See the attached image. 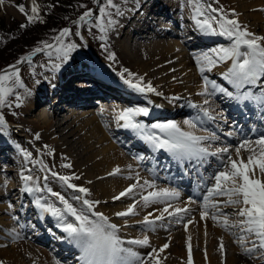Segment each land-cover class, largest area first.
Wrapping results in <instances>:
<instances>
[{"label":"bare ground","instance_id":"6f19581e","mask_svg":"<svg viewBox=\"0 0 264 264\" xmlns=\"http://www.w3.org/2000/svg\"><path fill=\"white\" fill-rule=\"evenodd\" d=\"M169 1L170 0H130L127 9L121 14L119 21L112 25L111 33H114L116 36V39L113 38V41L116 42L117 49L120 50L123 56L129 61L134 59V61L138 62L139 59L136 57L138 51H143L145 54H149L152 59L154 58L153 56L160 58V60H162L161 67L163 69H160V65H157L155 67L156 72L154 73L159 72L158 75H163V71H168L166 76L173 79L174 82H176L175 79L178 78L180 80V88H182L181 91L183 93L190 92L188 94L194 96L193 102L206 105L209 113H215L218 115L223 113V117L220 121H224V124L225 121H228L227 126L231 128L223 130L222 133L227 135L228 133H232V135H224L222 136L223 138L219 137L222 144L216 145V149L228 146L232 153L231 155L233 158H236V147L231 146L230 143H234L238 137H255L259 132L263 131L264 128L258 127L259 124L254 122L251 123V128L247 130V128L243 127L245 125H243V119H240V115H233L232 118H230L231 116H229V113L231 112H229V109L227 110L224 108L225 104L217 99V95L221 93L217 92L212 95L215 98L207 99L200 94L203 91V88L198 84L200 82L199 78L204 72L212 74L217 70V73L215 74L222 78V80L230 87L228 90L235 92L233 86L229 84L222 75V73L227 72L228 68L231 67V60L223 62L217 61V63L211 67V70L208 69L206 62L202 60L199 65L197 64V59L204 54L211 55L213 59H217L213 49H219L221 46L229 47L231 45L230 39L226 36L221 37V35H212L201 31L196 25L195 20L192 18L194 11L193 5L189 0ZM178 2L183 4V6L179 7ZM228 2L231 7L230 11H233V13L238 16L241 26H246L249 32L257 36L258 34L255 33V29L259 27V19H261L262 16L259 11L260 9L255 8V6H264V0H229ZM28 4L32 8V0H28ZM175 12L177 15H175ZM177 17L183 22V25H178ZM157 18L161 20V22L158 23V26L155 22V19ZM199 18L203 19V17ZM169 20H172V26ZM175 25L178 30H176ZM143 30H149L150 33L146 35H143L142 33V35H140L139 33ZM219 30V27H217V31ZM166 34L170 36L167 41H163L162 39L153 42L151 41L152 39ZM122 35H124V37H122ZM129 35H138V41L135 43H129ZM171 36L182 38V44L180 41L177 42L176 38L170 39L172 38ZM143 37H147L148 39H143ZM187 47L192 49L187 50ZM153 61L155 62V59H153ZM200 67L205 68L203 73H201ZM174 71H176V77L173 75L174 73H169ZM144 77L148 82L150 81L152 83L154 81L151 75L145 74ZM47 78L50 79V75H48ZM55 78V82L52 80L51 85H49L48 95L44 94L41 98V101L48 103L50 112L43 108V105H39L36 109L35 117L24 121L20 126L25 129H29L30 126L37 127L50 139V142L55 149H58L59 147L60 150L63 149L65 155L71 159V162L74 164L76 171L81 173L82 178L80 180V186L83 187L87 182L92 190L89 191V194H87L85 198L94 197L100 200L98 211L107 216L111 223L119 226V235L123 239L128 240L139 238L138 232L134 231V229L139 227L145 228L147 231H150L151 229L157 231L164 230L166 227L171 229L172 224H175L173 222L177 221L176 217H169L167 213H164L165 218L163 220H155V217L161 215L163 209L168 205V200L149 203L145 206L142 199L143 196L151 191L165 188V185H163L159 189H154V179L163 177L164 179L182 186L183 190L174 189L180 193L178 199L181 198L187 190L190 192V190L193 189L194 192H196L199 188L198 185L202 186L203 184H206V186L211 187L215 182L214 180L212 183L209 182L215 171L214 163L209 164L207 162L208 164L205 163L202 168L198 166L193 168L198 170L197 175H200V179H197L201 182L198 184L196 183L195 186H190L189 189L191 182H186L188 181L187 176L189 179L187 171H190L189 168L192 169L193 164L186 162L183 165H180L175 162L167 152L163 150L155 151L147 142L139 138V136L134 134L131 130L119 126L122 122L118 123L116 120V116L120 111L129 107H139L137 105L133 106V104H139L146 101L144 107L149 108V115L139 116L141 119L137 117L138 120H142L145 123V118L147 117L177 115L173 118H175L174 121L180 125L182 130L194 132L196 135H205L204 131H206V129H196L184 122L186 115L183 114L184 111L189 110L190 108L192 110L190 112L193 113L196 112V108L189 105V108L182 106V103L178 102L179 98L176 99L175 97H169L168 100H164L163 97L154 93H139L126 85L121 78L113 76L100 66L98 67L95 65L91 60L87 59L73 65H67L58 72V75ZM154 82L157 83V81ZM263 84L264 78L258 81L256 85L246 86V88L251 87L254 92L257 85L259 86ZM156 85L161 88L163 86V84ZM155 89L159 92L157 87H155ZM145 95L148 97L145 98ZM199 95L201 96L199 97ZM95 98L100 99L98 101L99 105L87 106L92 102V99L96 100ZM205 100H207L208 103H213V106L221 105V111H210L208 103H204ZM211 100H213V102ZM34 101L35 100L32 99L25 101L24 111L26 114H28L32 108ZM229 101H231L234 106L237 105L238 110L241 111V113L243 112L241 114L242 117L253 116V118H255L253 120H256L258 114H264V108H261L254 103L245 102L240 104L233 99H230ZM61 102L67 103L69 107H67L68 111L66 114L62 116L63 118L59 119L58 117L60 114L58 111L62 108ZM231 102L228 103L231 104ZM128 104L130 106H128ZM155 105H157L156 108L154 107ZM197 114L199 113L191 116L192 119H194ZM259 115L258 117H260ZM201 118L203 119V123L198 124L207 125V123H209V119L204 117L202 113ZM108 120L110 125H107L106 123ZM14 127H19V124L16 123ZM232 129H237L238 133L236 137ZM130 131L132 132V135L129 138H126V140L128 139L127 142H124L123 138ZM206 133L211 134L212 132L206 131ZM141 140L150 148L151 154L140 155L143 159H140V157L135 159L137 163L140 164L137 166L136 161L130 160L131 158L127 154L128 152H134L136 146L143 145ZM210 146L212 145L210 144ZM9 150L10 147L7 144H0V161L6 160V158L12 160V162H14V165H12L15 167L10 166L9 169L16 170L15 181H9L6 187L3 186L5 180L2 177L0 178V232L3 229L6 230V233L10 236L7 238H10L12 241L10 242V248H0V259L5 264H59L49 254L30 246L27 242L22 240L21 237L28 233L29 227H26L25 225L23 226L22 223V226L17 224L15 227H10L7 226L9 222L3 221L4 218H10L1 213L6 209L11 211V217L20 221H23L22 218H25L27 214H29V212H26L25 215L24 211L17 207V203L8 205L5 203L7 201L3 200L4 197L9 198L11 195H15L13 199H16L17 201L19 198L27 199L29 196L32 198L30 205L32 204L35 211L32 215L33 218L31 217L32 221H30L32 224V232L28 235L31 236L33 240L50 245L54 249V252L60 258L66 260V262L81 264L79 260V249L64 238L66 235L65 233L55 227L54 218L52 220L49 215L42 214L35 205L34 200L39 193L30 194L21 191L24 186L23 181L19 176L21 173V167L18 166L19 162L18 159L14 157V154L8 153ZM244 151L245 150L243 149L241 150V156H243ZM158 153H164L168 156L165 157V163H162L160 166L165 173L163 175L158 173L155 169L159 167V163H161L159 162L157 165V159L155 160V156ZM246 153L249 155V152L246 151ZM145 158L147 159L145 160ZM212 158L215 160H221L223 159V156ZM244 158L246 159L247 157ZM143 162L152 163L148 168L149 175L147 174V178L142 175V170L138 169V167L143 166ZM117 167L120 169L119 173L109 175V173L113 172ZM131 169H135V171H132ZM202 169L204 170L203 172ZM133 177H135L134 180ZM145 181H149L153 186L149 187L145 185ZM133 184L143 185V187L138 186L133 190L132 194L125 195L119 200L113 199V197L118 196L122 191ZM169 190L173 189L170 188ZM138 193L142 195L141 198L135 202V213L144 214V218L148 216L150 220L154 221L152 226H147L143 223H134L137 219H134L133 217L126 216L121 218L116 215L117 212L125 211L130 205L121 203L130 200L131 197L136 196ZM211 199L213 201L221 202L225 200V197L217 196L212 197ZM161 202L166 203L167 205L162 207ZM115 204L119 205V208L116 210L112 209ZM202 204L200 205L201 207ZM171 205L172 208H170L169 211H172L175 207H189L191 211L185 215L183 219L187 218L188 221L191 220L192 223H188L187 221L186 229L183 219L178 221V223L181 221L180 223L181 225H184V228L181 231H177L174 235H168L171 248L159 252L161 263L188 264V238L190 236L193 264H251L246 257L239 254L236 255L234 249H230L229 256L225 257L226 259L222 263L220 245L215 243L214 240L219 238L220 242L222 240L223 243H226L227 235L223 234V231H221V228H224L221 222L211 219L215 209L209 208L207 210L209 212L208 217L201 219L200 214L197 216L192 215L196 205L191 204L188 199ZM217 207L221 211L215 214L221 217L223 207L220 203L217 204ZM149 212L151 215H149ZM222 218L223 217H221V220ZM47 219L52 220L51 223L54 225V228L49 232H44V234L41 229L43 223L47 222ZM142 220L144 221V219ZM196 225H200L199 237H196L193 233V228ZM228 229L229 228H225V230ZM0 235L2 236L1 233ZM143 237L144 236H142L141 239H143ZM147 237L149 244L144 246L145 248L153 244L164 245L161 236L156 238H153V236ZM0 244L4 243L0 242ZM185 244L186 246H184ZM125 246L128 247L130 245L126 244ZM139 248L143 249V247ZM196 248L200 249L196 250ZM74 251L76 254H73ZM205 251L207 252V259L205 258ZM142 257L147 256L144 254ZM254 257L257 258L256 262L264 264V249H257Z\"/></svg>","mask_w":264,"mask_h":264},{"label":"snow or ice","instance_id":"6c2138e0","mask_svg":"<svg viewBox=\"0 0 264 264\" xmlns=\"http://www.w3.org/2000/svg\"><path fill=\"white\" fill-rule=\"evenodd\" d=\"M98 2V0H97ZM193 5V19L196 25L201 31L210 33L212 35L226 36L231 40L229 47L221 46L219 49H213L217 59H213L211 55L204 54L197 59V64L201 63V60L206 62L208 69L211 70L217 61L223 62L231 60V67L227 72L222 73L225 80L233 86L235 92L229 91L228 88L217 85L214 80H209L207 76H204V86L201 95H214L217 92L223 93L227 97L237 101L240 104L245 102H251L264 108V91L259 94H254L251 87L254 86L264 78V37L256 36L247 30V27H242L239 21L235 19H228L226 14L221 15L219 19L213 13L222 12V9L213 8L211 3L204 4L202 0H189ZM4 0H0V4H3ZM19 11L25 13V7L23 4L17 6ZM108 7H115L113 0H105L104 4L99 7L100 16L98 20L101 21L97 26L100 27L101 32L106 31L102 21L107 13ZM32 15H27L29 23L35 22L40 19L38 16V5L36 0H32ZM92 9L85 11L79 18L80 21L87 22V18L92 16ZM199 17H203L200 19ZM213 21L219 25V31L213 26ZM114 21L108 20V24H113ZM26 27V25H21ZM70 32L69 28L62 29L60 35L56 37L59 41V46L56 48L58 56L62 57L64 62L69 59L70 53L76 48L75 44L63 43L62 38L67 36ZM79 35V33H76ZM103 39V37H101ZM45 48H51L46 42H42ZM243 48V50H242ZM44 51L43 48H36L29 56L21 57V60L30 59L31 55L36 52ZM52 55L51 52L47 53ZM109 59L114 60L115 55L110 54ZM13 69L12 72L5 70L0 74V106H3L9 94L13 89L9 86V81H12L16 86H22L19 77V68L15 65H10ZM60 64H55L54 68L59 70ZM201 73L205 71L204 67H200ZM127 74V79L124 74ZM123 82L130 88L139 93H160L156 92V89L149 81L146 85L143 83L144 77L138 76L136 73L129 71L127 68L123 69L120 74ZM14 78V80H13ZM135 80V82H134ZM211 86V91H209ZM208 103L207 100L204 101ZM194 108H198V105H191ZM204 117L208 119H214L207 108H201ZM148 107H129L120 111L117 116V122H122L119 126L131 130L134 134L139 136L145 142H147L155 151L163 150L170 154L171 158L180 165L184 163H190L198 167H202L209 157H222L223 154L227 155V160H220L222 170L216 171L211 179L215 182L207 189V194L203 197L202 210L200 213L201 219L208 217L209 208L215 209L211 219L221 222L225 228L239 226L241 235L238 238V243L242 246L245 253L251 254L254 250L264 249V134H261L254 142L250 139H245L235 148L236 158L230 153L229 147L225 146L217 148L215 151H210L209 147L204 142L215 141L219 139L215 132L209 135H196L191 131H184L180 125L173 120L166 122H157L150 125L145 124L142 120H138L139 116H148ZM197 123H203L201 117L198 115L194 117ZM192 127L196 125L192 121H185ZM6 123L3 115H0V133L6 132ZM229 136L232 133H228ZM39 134L36 135V139H39ZM19 148V145H16ZM48 147V146H45ZM249 152V155L245 159L241 156V150ZM23 152L25 160L29 161L32 153L27 152L24 149H20ZM51 151V150H50ZM143 159V157H140ZM33 164H39L40 170L50 173L51 178H55L62 182L67 188L73 189L75 192L84 195H72L71 201L80 202V207L77 208L65 195L60 192L53 191L48 186L50 179L49 175L43 176V186L40 184V177H33L32 175H25L24 169H21L20 178L23 181V188L21 191L30 194L36 193H50L52 197H55L59 201V205L50 202L43 195L36 196L34 203L42 214L50 215L54 218L55 227L65 233V239L74 244L80 251L79 260L81 264H161L159 259V252H163L168 248V244H164L159 252L153 248L147 257H142L141 254L133 247H126L125 245H140L147 246L149 244L148 237L144 236L143 239L133 238L125 240L119 235V226L111 223L109 218L102 212L94 211L96 204L100 201H93L85 198L89 194V189L86 187L78 186L71 183L72 179H79L78 176L60 175L59 173L52 171L43 161L31 160ZM62 167L70 168L71 164H64ZM28 171H31L29 169ZM119 167L115 168L109 175L119 173ZM145 185L152 187L153 185L149 181L144 182ZM7 181H5V187ZM143 187V185L133 184L127 189L122 191L118 196L113 197L115 200H119L125 195H130L137 187ZM180 193L176 190L160 189L157 191H151L147 195L143 196V202L145 206L149 203L177 199ZM227 197L225 204L242 205L236 211L235 215L240 219L236 221V224L230 223L227 215L221 217L215 213H219L221 210L217 207L219 201H213L212 197ZM191 201V197L189 198ZM136 204L133 203L128 206L125 211L117 212L119 217L135 215ZM171 204H168L162 211L161 215L155 217V220H163L164 213H167L169 217H176L177 220H182L191 209L185 207H175L172 211ZM151 215V213H149ZM141 223L152 226L154 221L150 220L148 216L144 218ZM188 223H192L191 220ZM187 229V224H185ZM246 236L248 239H246ZM188 264H193L192 261V245L191 237L188 238ZM250 243L251 247H244L245 244ZM220 251L223 253L224 244L221 240ZM205 258L207 259V252L205 251ZM0 264H4L0 261Z\"/></svg>","mask_w":264,"mask_h":264},{"label":"rangeland","instance_id":"374dc122","mask_svg":"<svg viewBox=\"0 0 264 264\" xmlns=\"http://www.w3.org/2000/svg\"><path fill=\"white\" fill-rule=\"evenodd\" d=\"M11 1V2H10ZM102 1V2H101ZM95 0V3L91 6V7H87V9L82 10V13L77 17L74 18L73 20L69 21V23L62 29L64 28H69L70 32L67 36H64L62 38L63 42H66V44H74L78 39L81 40V46H79L78 44H76V48L70 53L69 55V59L67 60V62H64L62 57L58 56L56 53V48L57 46H59V41H57L56 37H58L62 31L59 30L58 34L56 35V37L50 42L48 43V45H51V48H45V46L40 47L43 48L44 51L42 52H36L34 55H31L30 59H26L23 60L20 63H17L15 61H13L10 64L5 65V67L1 68L0 70V74H2L5 70H7L8 72H12L13 69L10 68V65H15L17 68H19V77L22 83V86H16L15 84L12 83V81H9V86L12 87L14 93L9 94L6 102L3 106H0V115H3L5 123H6V132H2L0 133V144H7L10 147V152L8 151L9 154H14V157H16L18 159V166L21 167V169H24V174L25 175H32L33 177H40V184L41 186H43V176L44 175H49L50 173L45 172V171H41L40 170V165L39 164H33L31 163V160H40L43 161L44 164H46L48 166V168H50L52 171H55L57 173H59L60 175H67V176H78L79 179H72L71 183H74L78 186H80V180H81V173L78 171H76L74 164L71 162V159H69L63 149L60 150L55 149V147L51 144L50 139L43 134L42 130H39L37 127L35 126H30L29 129H25L23 127H21L20 125L24 123V121L32 119L35 117V113H36V109L37 107H39V105H43V108L47 109L50 112V107L48 105V103H44L43 101H41L42 96H44V94L48 95V88L49 85H51V81L54 80L53 82H55L56 80V76L58 75V72L60 70H62L63 68H65L67 65H73L75 63H79L82 61L87 60H91L95 65H97L98 67L100 66L101 68H103L104 70H106L107 72H109L110 74H112L113 76H116L118 78H121L120 74L123 71V69L127 68L129 71L136 73L138 76H145V74L147 75H151L154 81H157L151 83L152 86L155 88L157 87L159 89L160 96L163 97L164 100H168L169 97H175L176 99L179 98L178 102L182 103V106L184 107H188L191 105H198L200 107L196 108L195 111L196 112H190L192 111L190 108L189 110H185L184 111V115H185V121H192V123H194L196 126L194 128L196 129H206V131H211V132H215V134L217 135V137L223 138L222 136L227 135L225 133H222L223 130L225 129H229L231 127L227 126L228 121H220V119H222L223 117V113L215 114V113H209L212 117H214V119H209V123H207V125H201L198 124L194 119H192L191 116L195 115L196 113L197 116L199 115L201 117V108H206V105L204 104H197L194 101V96L192 94H188L190 92L187 93H183L181 91L182 88H180V80L178 78L175 79L176 82H174L173 79L168 78L166 75L168 74V71H163L162 74L163 75H158L159 72H156L155 67L157 65H160V69H163L161 67V63L162 60H160V58L153 56L155 59V62L153 61V59L149 56V54H145L143 51L140 52L138 51L137 54V58L139 59L138 62L134 61V59L132 61H129L128 59H126V57L123 56L122 52L120 50L117 49V45L116 42L113 41V38L116 39V36L114 33H111V29H112V25L115 22L119 21V18L121 17V14L123 13V11H125L127 9V5L129 4L130 0H115L116 2L118 1V3L115 4V10H111L110 7L107 8V13L108 15H106L102 21L106 31L101 32L100 27H98V30H93L90 32V35L88 34V32L86 31V28L84 27V24L88 22V24H86L85 26H88L89 24H96L98 25L99 23H101L100 20H98V17L100 16V12H99V5L104 4L105 0ZM171 1V0H170ZM169 1V2H170ZM229 0H202V2L204 4H208L211 3L213 8H219L222 9V12H217V13H213L212 15H215L217 17V19H219L221 17V15H225L227 16L228 19H235L237 21H239L238 16L233 13V11L231 10V7L229 6ZM53 2H55V0H36V4L38 5V15H40L41 13L47 11L50 6L53 4ZM97 2V3H96ZM7 3V4H6ZM23 4L25 7V13H27L28 15H32L31 12V7L28 4V0H4L3 4H0V17H2L3 21L5 22V24L8 27H13L14 25H16L17 23L23 22L25 21V19H27V15L25 13H22L19 11V8L17 7L18 5ZM7 6V7H6ZM178 6L182 7L183 4H181L180 2H178ZM9 8V9H8ZM255 8L260 9L259 11L261 12V16L262 18L259 19V27H257L255 29V33L258 34L257 36H261L264 37V6H255ZM89 9H92V16L87 18V22H83L80 21L79 18L83 15V13L85 11H88ZM175 15L176 12H175ZM111 19L112 21H114L113 24L109 25L108 24V20ZM170 24L172 26V20H169ZM155 22L158 26V23L161 22V20L159 18L155 19ZM169 23V22H168ZM177 23L179 26L183 25V22L181 20H179V18L177 17ZM241 25V22H239ZM213 26L217 29V27H219L218 24L215 23V21H213ZM176 28V25H175ZM176 30H178V28H176ZM76 33H79V35H77ZM145 34H149V30H143L142 32H140V35ZM78 36V37H77ZM103 37V39L101 38ZM122 37H124V35H122ZM170 36H168L167 34L164 36H159L155 39H152L151 41H155V40H160L162 39L163 41H167ZM172 37V36H171ZM222 37V36H221ZM224 37V36H223ZM74 38V39H73ZM181 42L182 44V38L180 37H172L170 39H175ZM138 39V35H129L128 37V42L129 43H135ZM143 39H148L147 37H143ZM140 40V39H139ZM150 42V40H149ZM231 42V40H230ZM145 43V42H143ZM192 48H188L187 50H190ZM35 50V49H34ZM34 50H30L28 52H26L24 54L23 57L29 56V54L33 53ZM243 50V48H242ZM51 52L52 55H48L47 53ZM19 54V52L17 53V55ZM110 54H114L115 55V59H109ZM194 55V54H193ZM22 56V54L20 55ZM21 60V58H20ZM230 61V60H229ZM55 64H60L61 67L59 68V70L54 68ZM145 73V74H144ZM170 74H173L175 77L177 76L174 72H169ZM215 73H217V70L214 71L212 74H209L207 72H204L201 76H200V82L198 83L199 85L204 86V76H207L209 78V80H214L217 85H220L222 87H226V88H230L223 80L222 78H220L219 76H217ZM48 75H50V79H48ZM56 75V76H55ZM124 77L127 79V74H124ZM163 79V80H161ZM181 79V78H180ZM263 79V78H262ZM261 79V80H262ZM14 80V78H13ZM135 82V80H134ZM143 83L146 85L148 83V80L144 77V81ZM156 84H160L162 86L158 87ZM167 87L165 88L164 87ZM169 85V86H167ZM262 86V87H261ZM256 87V86H255ZM19 89V91L17 92V90ZM211 90V86H209V91ZM264 91V84L263 85H257V88L254 90L253 93L255 94H259L261 91ZM12 91V92H13ZM258 92V93H257ZM156 94V93H154ZM50 96V95H49ZM201 95H199L200 97ZM148 96L145 95V98H147ZM202 97H205L207 99H213L215 98L212 95H202ZM220 97V98H218ZM30 99L35 100L34 104L32 106V108L30 109V111L28 112V114L25 113L24 108H25V101H29ZM96 100L92 99L91 103L88 104L87 106H98L99 105V98H95ZM217 99H219L221 102H223L225 104L224 108H226L227 110L229 109V116H231L230 118H232L233 115L239 116L240 115V119L242 120L243 127L247 128V130H249L251 128V123L256 122L258 125V127L264 128V114L263 115H259L261 116V120L257 121V120H253L255 118H253V116L251 117H242L241 111L238 110L237 105L234 106V104L229 101L231 98L227 97L225 94L221 93L219 95H217ZM229 99V100H228ZM94 100V101H93ZM213 102V100H211ZM219 102V101H218ZM228 102H231L228 103ZM146 101L141 102L139 104H133V106L137 105L139 107H144L145 106ZM212 105H210V104ZM208 105L209 110L212 111H221V105L219 106H213V103L209 102ZM62 108L60 109V111H58L59 115V119H62L63 115L66 114V112L68 111L67 107L68 104L67 103H63L61 102ZM189 105V106H188ZM218 105V104H217ZM128 106H130L128 104ZM147 106V105H146ZM155 108L157 107V105L154 106ZM192 107V106H191ZM66 109V110H65ZM208 109V108H207ZM231 110V111H230ZM182 114V115H183ZM177 115H163L161 117H147L145 118V124L150 125L152 123H157V122H166L168 120H173ZM225 116V115H224ZM171 117V118H170ZM141 119V117H139ZM143 118V117H142ZM229 118V119H230ZM201 120H203L201 118ZM184 121V122H185ZM252 121V122H251ZM19 124V127H14L15 124ZM107 125H110L109 120L106 122ZM241 123V124H242ZM187 125L191 126L190 124L186 123ZM192 127V126H191ZM182 129V128H181ZM234 131V135L235 137L237 136V129H232ZM206 131H204L205 135H209V133H206ZM39 134V139H36V135ZM261 134H264V130L259 132L255 137H249V138H237V140L234 143H230L231 146H235L237 147L241 141L245 140V139H250L253 142L259 138V136ZM132 135V132L130 131L123 139L124 142H127L128 139L126 140V138H129ZM229 136V135H227ZM140 138V137H139ZM131 140V139H130ZM129 140V141H130ZM141 142L143 143V145L141 146H136L134 148V152H128V156L131 158L130 160H135L139 157H141L140 155H147V154H151L150 148L145 144L144 141L141 140ZM206 146L209 147L210 151H213L214 149H216V145H221V141L219 139L215 140V141H209V142H204ZM210 144L212 146H210ZM16 145H19L20 147L17 148ZM48 146V147H45ZM20 149H24L27 152L32 153L31 158L29 159V161L25 160L24 154L23 152L20 151ZM51 150V151H50ZM130 153V154H129ZM231 153V151H230ZM232 154V153H231ZM227 155L228 154H224L223 155V160H227ZM244 157H247L248 154L246 153V151H244L243 154ZM165 157H168L167 154L164 153H158L155 156V160L157 161V165L159 162V167L155 168L156 171L160 174H165L163 169L160 167L162 163H165ZM10 158V157H9ZM147 158H145L146 160ZM161 160V161H160ZM136 161V160H135ZM207 162L209 164L214 163V167H215V171L218 170H222V165L220 163V160H215L212 157H209ZM207 163V164H208ZM14 162H12V160L7 159L6 160H2L0 161V178L2 177L5 181H7V185L9 183V181H15V175H16V170H12L9 169L10 166L11 167H15L13 166ZM64 164H71L70 168L67 167H62V165ZM139 163H137L136 161V165L138 166ZM140 165V164H139ZM152 165L151 162H143V166L138 167V169H141V173L142 175L146 176L145 178H147V174L148 172V168ZM196 168L197 166H192V169H190V171L188 170L187 173L189 174V179L191 180V185L195 186L196 183L198 184L199 181L197 178L200 179V175L198 174V170L197 169H193ZM202 168V167H201ZM29 169H31V171H28ZM132 171H135V169H131ZM204 170L202 169V172ZM194 173V174H192ZM213 173V174H214ZM187 174V175H188ZM202 174V173H201ZM149 175V174H148ZM203 175V174H202ZM20 176V174H19ZM205 176V175H203ZM207 176V174H206ZM213 176V175H212ZM211 176V177H212ZM135 177H133L134 180ZM18 179V177H17ZM136 180V179H135ZM155 181V185L153 186L154 189H159L161 188L163 185H165L164 189H177V190H183L182 188H180V185L176 184L175 182L173 183L172 181H169L167 179H164L163 177L161 178H156L154 179ZM210 183L213 182V179L210 178ZM190 185V186H191ZM1 186V185H0ZM5 187V183L3 185ZM48 186L51 187L53 189V191L56 192H60L61 194L65 195L66 198H68L70 200V202H72L74 204V206H76L77 208L80 207V202H75V201H71V196L76 194V195H82L81 193L75 192L73 189H69L67 188L62 182H60L59 180L55 179V178H51L48 181ZM199 188L196 191L197 194L199 193V195H192L190 193H188V191H185L183 196L181 198H177V199H172V200H168L167 204H174V203H179L181 201H184L186 199L189 200V198L191 197V201L189 200V202L191 204L196 205L192 215H199L202 207L200 206L204 201H203V197L207 194V189L209 188V186H206V184L204 185H198ZM83 187H86L89 189V191H92L91 188L89 187V185L87 184V182L85 183V185ZM199 191V192H198ZM39 195H43L47 200H49L50 202H54L57 204V206L59 205V201L56 200L55 197H52L50 193H47L46 191L44 193H39ZM140 193H138L136 196L131 197L130 200L121 203V204H133L135 203L138 199L141 198ZM15 195H11L9 198L4 197L3 200L7 201L5 203H7L8 205H13L17 203V207L20 208V210L24 211V214L26 215V212H29V214H27V216L25 218H22L23 221L20 220H16L14 219V217H11V211H9V209L3 210L1 213H3L5 216L10 217V218H4L3 221L5 222H9V224L7 226L10 227H15L17 226V224L21 223L23 224V226L25 225L26 227H29V231L25 236H22V240L27 242L30 246L35 247L38 250H41L47 254H49L56 262H58L59 264H75L74 262L70 263V262H66V260L60 258L55 252L54 249L48 245V244H44L42 242H39L37 240H33L31 236H29L32 232V228H31V223L30 221H32L33 218V214H34V209L32 207L31 200L32 198H19L18 201L16 199H13ZM90 197V196H89ZM89 200H93V201H100L97 198L94 197H90L87 198ZM227 197H225L226 201ZM223 201H221L220 205H222L223 210H222V214L223 215H227L228 219L230 220V223L232 224H236V221H238L240 218L237 217L235 215L236 211L238 210L239 207H242V205H231V204H225L223 203ZM166 203H162L161 202V206L164 207L167 205ZM99 204H96L94 207V211H98V207ZM118 205V204H117ZM115 204V206L112 209H117L119 208V205L117 206ZM16 207V206H14ZM27 210V211H26ZM38 210V209H37ZM39 211V210H38ZM20 212V211H19ZM99 212V211H98ZM150 213V212H149ZM32 217V218H31ZM49 217L53 220V218L49 215ZM126 217V216H124ZM121 217V218H124ZM129 217H133L134 219H137L134 223H141L144 219V214H138L136 213L135 215H129ZM223 217V216H221ZM51 219H47V222L43 223L42 225V232L46 233L51 231L54 228V225H52V220ZM188 219H183L184 225L187 223ZM181 222V221H180ZM178 223V220L173 222L175 224H172V228H168L166 227L164 230H155V229H151L150 231H147L145 228L139 227L137 229H134V231L138 232L139 235V239H141L142 236H153V238L161 236L163 239V243L164 244H168V248L166 249H170L171 245L169 243V239H168V235L169 234H176L177 231H181L184 228V225H181V223ZM178 223V224H177ZM22 226V225H21ZM136 227V226H134ZM211 228V227H210ZM228 230H232V231H228ZM228 230H225L224 228H221V231H223V234L227 235V242L223 243L224 244V251L222 253V263L225 261V257L229 256L230 254V249H234V251L236 252V255H242L244 257H246L251 264H260L258 262H256L257 258L254 257V254H256L257 250H254L251 254L249 253H245L242 249V246L237 242L239 236L241 235V231H240V227L239 226H233V227H229ZM6 230H2L0 233L2 234V236L0 235V242H3L4 244H0V248H10V242L11 239L7 238L10 237L7 233ZM44 233V234H45ZM193 233L194 235H196V237H199L200 234V225H196L193 228ZM29 234V235H28ZM123 235V234H121ZM45 237V236H44ZM46 238V237H45ZM248 239V237H246ZM215 243L220 245V240L219 238H216L214 240ZM186 246V244L184 245ZM130 247H133L136 251L140 252L141 256H143L144 254L147 256L148 253H150L152 251L153 248L157 249V251L159 252V249L162 247V245L160 244H153L149 247H144V246H140V245H130ZM139 247H143V249L139 248ZM244 247H251L250 243H247L244 245ZM200 248H196V250H199ZM73 254H76V252L74 251ZM143 254V255H142ZM0 261H2L0 259ZM5 264V263H4ZM164 264V263H161Z\"/></svg>","mask_w":264,"mask_h":264},{"label":"trees","instance_id":"16d2710c","mask_svg":"<svg viewBox=\"0 0 264 264\" xmlns=\"http://www.w3.org/2000/svg\"><path fill=\"white\" fill-rule=\"evenodd\" d=\"M115 2L113 0L114 5L118 3V1ZM94 3L95 0H55L47 11L38 15L40 19L33 23L25 19L13 27H8L0 17V70L13 61H19L26 52L45 46L42 42L50 43L63 26L65 27L69 21L77 18L82 10L91 7ZM110 8L115 10L116 7ZM86 24L88 22L84 24V27L89 35L91 31L98 30L96 24L85 26ZM21 25H26V27H21ZM63 43L67 45L66 42ZM74 44L82 45L80 39Z\"/></svg>","mask_w":264,"mask_h":264}]
</instances>
